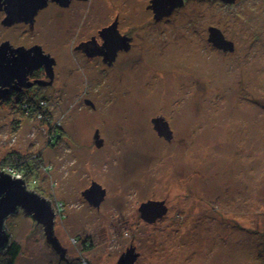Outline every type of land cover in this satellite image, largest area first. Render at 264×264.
Returning <instances> with one entry per match:
<instances>
[{
	"label": "rangeland",
	"instance_id": "1",
	"mask_svg": "<svg viewBox=\"0 0 264 264\" xmlns=\"http://www.w3.org/2000/svg\"><path fill=\"white\" fill-rule=\"evenodd\" d=\"M150 2L88 0L74 10L78 22L92 15L89 33L120 14L135 45L101 70L75 52L82 91L57 92L54 112L69 136L56 148L35 117L0 105V161L16 152L41 164L31 172L36 192L66 203L55 233L75 264H118L131 246L135 264H264V0H187L159 21ZM211 26L233 51L209 41ZM157 116L169 121L170 139L154 128ZM92 181L107 191L100 207L82 195ZM149 200L167 206L153 222L139 210ZM5 223L21 245L16 264H66L35 219Z\"/></svg>",
	"mask_w": 264,
	"mask_h": 264
},
{
	"label": "flooded vegetation",
	"instance_id": "2",
	"mask_svg": "<svg viewBox=\"0 0 264 264\" xmlns=\"http://www.w3.org/2000/svg\"><path fill=\"white\" fill-rule=\"evenodd\" d=\"M24 1L28 2V0ZM32 1L33 4L38 3V0ZM45 1L44 5L36 8L32 16L31 10H28L22 13L20 20L6 24L4 20L8 16V12L14 10L12 3H15L16 0H0V47L2 46L0 58L3 59L0 62V67L3 69V74L0 76V105H5L15 111L21 110L23 115L35 117L34 125L38 126L37 124H39L38 127L44 130L48 147L53 149L56 148L59 141L63 142L69 136L67 132H64L63 124L54 112V109L58 108L60 106L58 104L61 103L59 94H65L71 90V97L73 93H79V89L82 91V87L75 82V79L79 81V78L75 77V74L73 75L74 61L77 62L76 59H73L75 52L80 53L79 57L84 60L79 59L78 64L81 61H88V63L93 61L96 63V68L99 67L100 70L102 67L112 68L121 57H124L123 55L132 51L135 45V36L131 27L122 30L121 17L117 13L91 33L85 32L87 29H91V26L85 27V25L90 22L92 15L89 17L87 14L83 20L81 19V22H78L74 10L82 8L88 0ZM32 8L35 9V7ZM146 8L154 13L152 8L148 6ZM19 10L24 11L25 9ZM84 13L79 11L78 17H83ZM81 25L83 28L75 32ZM83 92L86 93L87 90L85 89ZM83 92H80V96ZM85 102L95 107L91 98L86 97ZM97 133L101 139L99 130L96 129L95 144ZM102 139L104 140L103 137ZM96 146L99 147L97 144ZM40 152L42 151L40 150ZM10 154L12 153L6 154L5 158ZM17 155L20 156L19 153ZM37 156L35 155V157ZM26 159L24 156L21 157L18 167L10 165L8 170L13 176L24 179L28 189L37 191L38 182L31 172L36 173L41 164H36L29 158ZM48 167H52V165L50 164ZM85 200L87 201V199ZM55 203L58 204L55 207L56 218L62 216L64 219L66 203L63 201ZM61 205L64 206V210ZM18 214L33 218L32 215H26L22 208L9 217ZM38 225L41 224L38 223Z\"/></svg>",
	"mask_w": 264,
	"mask_h": 264
},
{
	"label": "water",
	"instance_id": "3",
	"mask_svg": "<svg viewBox=\"0 0 264 264\" xmlns=\"http://www.w3.org/2000/svg\"><path fill=\"white\" fill-rule=\"evenodd\" d=\"M65 1L68 2V0ZM186 1L187 0H151L149 6L154 11L155 19L159 20L164 16H169L176 8L183 6ZM222 1L227 4L236 2V0ZM45 2V0H38L37 4H33L32 0H28V2L16 0L15 3H12L14 10L8 12V16L5 18L4 23L10 24L20 20L22 13L28 10H31L32 16L36 8L44 5ZM32 7H35V9L33 10ZM19 9L25 10L22 11ZM209 31V41L215 46L224 51L234 50L235 46L233 41L227 39L221 29L216 26H211ZM1 49L2 46L0 47V54ZM2 61L3 59L0 58V62ZM2 74L3 69L0 67V76ZM152 121L154 128L160 136L168 139L171 138L172 129L169 121L164 116L153 117ZM95 137L97 138L96 144L100 147L103 144V139L99 138L98 133ZM106 192L102 184L94 181L90 187L82 192V194L91 205L100 207L102 201L106 197ZM21 208L25 211L26 215H32L33 218L43 226L47 242L56 253L60 255L62 260L66 259L67 247H65L55 235V211L51 201L38 192L28 189L24 179L13 176L11 173L4 170H0V251L9 248L11 244V233L8 231L5 222L10 215L16 214ZM139 210L143 219L153 222L167 212V206L165 200H149L143 202ZM138 256L139 253L136 252L135 247L131 246L120 256L118 264H135Z\"/></svg>",
	"mask_w": 264,
	"mask_h": 264
},
{
	"label": "trees",
	"instance_id": "4",
	"mask_svg": "<svg viewBox=\"0 0 264 264\" xmlns=\"http://www.w3.org/2000/svg\"><path fill=\"white\" fill-rule=\"evenodd\" d=\"M20 158L21 156L12 153L1 161L2 162L1 165L4 166L3 164L5 163L7 164L9 162L18 165V161L20 160ZM20 253H21V245L17 241H14L12 239L9 248H7L4 251H0V264H16V260L18 259ZM260 257L264 259V242H263V249L261 250L260 253Z\"/></svg>",
	"mask_w": 264,
	"mask_h": 264
},
{
	"label": "bare ground",
	"instance_id": "5",
	"mask_svg": "<svg viewBox=\"0 0 264 264\" xmlns=\"http://www.w3.org/2000/svg\"><path fill=\"white\" fill-rule=\"evenodd\" d=\"M53 206V208H54V211H55V207H57L58 206V204L56 205V203H55V206L54 205H52ZM62 207H64V206H62ZM63 210H64V208H63ZM64 212H65V210H64ZM63 214H65V213H63ZM60 217H62V216H60ZM34 219V218H33ZM55 219H56V215H55ZM36 221V220H35ZM38 223V222H37ZM6 226H7V224H6ZM8 229V228H7ZM44 230V229H43ZM9 231V230H8ZM10 232V231H9ZM11 239H12V236H11ZM80 240V239H79ZM82 242V244H84V248L85 247H89L90 245H91V243H90V241H87V240H82L81 241ZM84 257H78V261H80V260H82ZM62 260V259H61ZM71 260V259H70ZM63 261V260H62ZM64 261H65V263L66 264H75L74 262H70L69 261V259L67 258V254H66V259H64ZM75 261V260H74Z\"/></svg>",
	"mask_w": 264,
	"mask_h": 264
},
{
	"label": "built area",
	"instance_id": "6",
	"mask_svg": "<svg viewBox=\"0 0 264 264\" xmlns=\"http://www.w3.org/2000/svg\"><path fill=\"white\" fill-rule=\"evenodd\" d=\"M80 262H81L82 264H88V261H87L85 258H83L82 260H80Z\"/></svg>",
	"mask_w": 264,
	"mask_h": 264
},
{
	"label": "crops",
	"instance_id": "7",
	"mask_svg": "<svg viewBox=\"0 0 264 264\" xmlns=\"http://www.w3.org/2000/svg\"><path fill=\"white\" fill-rule=\"evenodd\" d=\"M84 248V247H82ZM86 255V254H85ZM85 258V257H84ZM71 260H74V259H71ZM87 260V259H86ZM88 261V260H87ZM76 263V262H75ZM79 264H82L80 261H79ZM88 264H91L90 261H88Z\"/></svg>",
	"mask_w": 264,
	"mask_h": 264
}]
</instances>
